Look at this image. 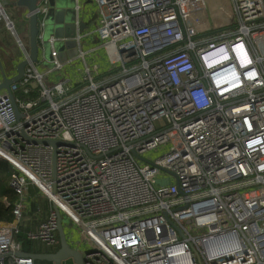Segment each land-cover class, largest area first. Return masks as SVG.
I'll list each match as a JSON object with an SVG mask.
<instances>
[{"label":"built area","instance_id":"obj_1","mask_svg":"<svg viewBox=\"0 0 264 264\" xmlns=\"http://www.w3.org/2000/svg\"><path fill=\"white\" fill-rule=\"evenodd\" d=\"M222 1L236 24L214 23L210 0H92L69 56L65 36L44 46L38 0V61L10 85L19 120L0 90L17 195L0 218V264H35L16 239L34 187L50 207L27 238L55 246L59 218L84 264H264V0ZM0 22L25 56L1 1ZM102 49L100 73L87 58Z\"/></svg>","mask_w":264,"mask_h":264},{"label":"rangeland","instance_id":"obj_2","mask_svg":"<svg viewBox=\"0 0 264 264\" xmlns=\"http://www.w3.org/2000/svg\"><path fill=\"white\" fill-rule=\"evenodd\" d=\"M12 4L7 2L4 5L5 13L10 15L14 23L15 31L17 35L22 39L25 46L28 44V23L26 20L20 16H17L12 10ZM210 6L212 10V18L214 23L221 25L222 27H227L228 24H236L237 18L235 13L230 7L222 0H210ZM47 15L44 17V28H43V44L47 47V40L50 36H65L69 38L66 41L65 46L68 50L69 56H74L77 53L76 42L72 39L75 36V0H47ZM4 24V23H3ZM88 48L95 45V40H85L84 42ZM95 55H90L87 58L89 64L95 63L98 65L99 72H106L110 67L108 65V59L106 52L102 49L96 52ZM82 66L81 60L76 61L72 66L67 67L64 71L59 72L57 75L54 72L49 77V80L55 81L60 79V76L65 74L68 76L75 75V72H79L80 67ZM68 69V70H67ZM74 78V77H73ZM164 148L159 150L147 151L142 157L146 160L154 159L155 157L163 153ZM37 192H40L39 188H36L34 192L27 193V199L30 200L32 196L38 195ZM42 203V202H41ZM78 237L74 236L76 240ZM58 248L56 244L54 247H47L36 242V246L33 248V252H48L55 251ZM36 264L47 263L44 260H36Z\"/></svg>","mask_w":264,"mask_h":264},{"label":"water","instance_id":"obj_3","mask_svg":"<svg viewBox=\"0 0 264 264\" xmlns=\"http://www.w3.org/2000/svg\"><path fill=\"white\" fill-rule=\"evenodd\" d=\"M38 0H12V4L23 7L25 10L29 12L28 18H24L28 23V46H27V54L23 58L18 61L16 64H12V69L15 70V74L9 76L3 69L2 65L0 64V71H1V80H0V90H5L12 102L14 107L15 115L17 120L20 118L19 109L15 103L12 91L10 89V85L18 81L24 74L25 66L29 62H37L38 61V54H39V44L37 40V35L39 32L38 29V19L39 16L36 14V6ZM48 11V7H47ZM47 13L45 14V16ZM44 16V17H45ZM75 20H76V12H75ZM44 23V18H43ZM84 23L80 22L79 24V31L83 30ZM86 27V26H85ZM44 28V24H43ZM42 28V29H43ZM59 37V36H58ZM44 143H46L44 141ZM52 144L59 143L57 141H52ZM57 233L59 239V246L55 251H48V252H38V253H26L23 251L18 252L19 255H25L31 257L34 262L36 260H44L49 263L53 264H61L62 261L71 259L74 264H84L83 254L77 249H73L70 247L66 240L65 231L63 229L62 223L60 219L57 220Z\"/></svg>","mask_w":264,"mask_h":264},{"label":"crops","instance_id":"obj_4","mask_svg":"<svg viewBox=\"0 0 264 264\" xmlns=\"http://www.w3.org/2000/svg\"><path fill=\"white\" fill-rule=\"evenodd\" d=\"M0 1L2 2L3 5H6L7 2L12 4V0H0ZM77 4L79 6L78 12L76 10ZM12 10L17 16L24 18L23 13L25 12V9L23 7L13 5ZM75 12L79 18V21L85 24L83 28H85V26L92 27L93 25L92 23L95 21L94 18L92 19V16L95 12V4L92 2V0H75ZM6 15L11 19L10 15H8L7 13ZM3 50L9 52L10 57L8 56V59L12 61V64H16L18 61H20L23 58V51L16 44L14 35H12L10 31L6 29L3 22H0V51ZM6 60H7V56H6ZM0 64L4 69V66H6V62H4V58L3 59L0 58ZM40 67L41 70L45 69L44 65H41ZM11 71H13V69L10 70L9 72L11 73ZM49 77L50 75L48 76V79ZM0 80H1V71H0ZM35 190L36 188L34 187L31 190H29L27 193L34 192ZM27 193L25 195V207L23 209V218L20 224V229L23 227L25 230L30 231V230H34L37 227L38 223L46 217L50 207V203L40 192H37L38 195L32 196L30 200L27 199ZM68 241L70 242V237L68 238ZM57 245L59 246V239ZM70 245L72 247L74 246V244H70ZM76 248L81 249L80 247H76ZM43 264H53V263L47 262ZM61 264H74V263L72 262L71 259H69L62 261Z\"/></svg>","mask_w":264,"mask_h":264},{"label":"trees","instance_id":"obj_5","mask_svg":"<svg viewBox=\"0 0 264 264\" xmlns=\"http://www.w3.org/2000/svg\"><path fill=\"white\" fill-rule=\"evenodd\" d=\"M8 56L10 57L9 52L4 50L0 51V58H4V62H6V66H4L6 72L12 70V61L8 59ZM11 172L12 166L9 164V162L3 158H0V218L7 221H10L13 218L11 210L12 205L17 198L15 192L8 185ZM5 201L8 202V205H6ZM27 232L28 230H25L22 227L16 236V239L21 243V249L23 252L31 253L33 252L34 246H36L37 241L28 239L26 235Z\"/></svg>","mask_w":264,"mask_h":264}]
</instances>
